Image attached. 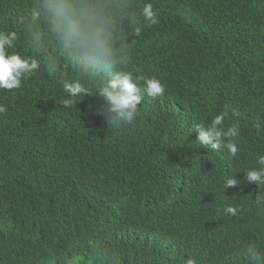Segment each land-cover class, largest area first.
<instances>
[{
	"label": "trees",
	"instance_id": "16d2710c",
	"mask_svg": "<svg viewBox=\"0 0 264 264\" xmlns=\"http://www.w3.org/2000/svg\"><path fill=\"white\" fill-rule=\"evenodd\" d=\"M34 3L0 0V31L19 34L25 57L19 18ZM146 4L159 23L125 31L126 70L166 93L145 94L134 126H109L95 85L64 107L44 65L54 56L64 78L78 73L51 45L19 89L0 92V264H100L97 247L120 264H245L246 246L264 245V204L245 181L264 154V0H134L138 16ZM225 110L237 157L194 132ZM229 176L238 187L225 189Z\"/></svg>",
	"mask_w": 264,
	"mask_h": 264
},
{
	"label": "clouds",
	"instance_id": "9594fccd",
	"mask_svg": "<svg viewBox=\"0 0 264 264\" xmlns=\"http://www.w3.org/2000/svg\"><path fill=\"white\" fill-rule=\"evenodd\" d=\"M134 8V0H35L19 18L31 57L15 51L20 39L16 31H0V92L19 89L23 80L38 70L39 56L51 45L78 73V78H64L54 56H49L44 65L50 75L61 76L60 84L66 94L62 101L64 107L75 104L88 91L86 85H95V92L104 102L99 114L107 119L109 126H134L145 94L157 98L166 93L159 79L134 76L126 70L125 31L139 33L140 17L144 28L159 23L151 4L144 5L139 16ZM6 112L7 108L0 105V114ZM227 115L225 110L207 126L197 124L194 132L204 148L212 152L224 148L229 157H237L240 128L238 122L226 127ZM233 115L239 113L233 112ZM262 125L264 121H258L256 127ZM255 164L245 172V181L258 186L255 201L264 204V154L257 156ZM240 183L236 177L229 176L224 180V187H238ZM240 211V207L232 205L225 208V214L233 217ZM94 255L100 264H120V254L115 250L97 247ZM244 257L245 264H264V245H247ZM70 264H81V260ZM186 264H196V261L189 258Z\"/></svg>",
	"mask_w": 264,
	"mask_h": 264
}]
</instances>
